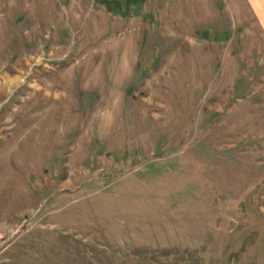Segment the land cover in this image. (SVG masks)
<instances>
[{
    "label": "rangeland",
    "instance_id": "obj_1",
    "mask_svg": "<svg viewBox=\"0 0 264 264\" xmlns=\"http://www.w3.org/2000/svg\"><path fill=\"white\" fill-rule=\"evenodd\" d=\"M0 264H264V27L0 0Z\"/></svg>",
    "mask_w": 264,
    "mask_h": 264
},
{
    "label": "crops",
    "instance_id": "obj_2",
    "mask_svg": "<svg viewBox=\"0 0 264 264\" xmlns=\"http://www.w3.org/2000/svg\"><path fill=\"white\" fill-rule=\"evenodd\" d=\"M207 2V0H202ZM237 7L240 23H244L245 20L250 19L251 25L264 27V0H233ZM241 4H246L249 11V15L246 16L242 9Z\"/></svg>",
    "mask_w": 264,
    "mask_h": 264
}]
</instances>
